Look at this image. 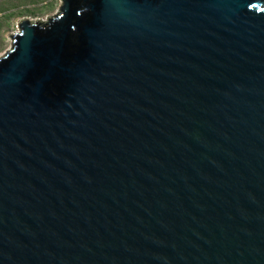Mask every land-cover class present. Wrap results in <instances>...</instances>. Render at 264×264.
Here are the masks:
<instances>
[{
	"label": "water",
	"instance_id": "95a60500",
	"mask_svg": "<svg viewBox=\"0 0 264 264\" xmlns=\"http://www.w3.org/2000/svg\"><path fill=\"white\" fill-rule=\"evenodd\" d=\"M82 1L0 58V264H264V0Z\"/></svg>",
	"mask_w": 264,
	"mask_h": 264
},
{
	"label": "rangeland",
	"instance_id": "374dc122",
	"mask_svg": "<svg viewBox=\"0 0 264 264\" xmlns=\"http://www.w3.org/2000/svg\"><path fill=\"white\" fill-rule=\"evenodd\" d=\"M38 5L39 2H35L34 0H7L4 4L5 7L11 8V14L14 17L21 14L37 13V15L30 19L47 21L49 17H54L57 14L61 6V0L58 3L55 2L53 4L54 7H41V5ZM33 7H36V9ZM1 24H3L4 28L5 26L9 27L11 19H2L0 26ZM9 28V33L4 34V32H0V58L4 57L12 49L13 44L10 35L17 31V23L13 22V25Z\"/></svg>",
	"mask_w": 264,
	"mask_h": 264
},
{
	"label": "trees",
	"instance_id": "16d2710c",
	"mask_svg": "<svg viewBox=\"0 0 264 264\" xmlns=\"http://www.w3.org/2000/svg\"><path fill=\"white\" fill-rule=\"evenodd\" d=\"M6 1L7 0H0V21L2 19H11V24L9 27H11V25H13V22H16L18 24V22L23 18H33L35 15H37V13H35V14L29 13V14H21V15L14 17L11 14V8L4 6ZM34 1L39 2V5H41V7H54L53 4L56 0H34ZM80 1L83 3L82 0H80ZM33 8L36 9V7H33ZM8 16H9V18H7ZM12 18H13V22H12ZM9 27L5 26V28H4L3 24H1L0 32L6 31V33H9V30H10Z\"/></svg>",
	"mask_w": 264,
	"mask_h": 264
},
{
	"label": "crops",
	"instance_id": "0c3cea01",
	"mask_svg": "<svg viewBox=\"0 0 264 264\" xmlns=\"http://www.w3.org/2000/svg\"><path fill=\"white\" fill-rule=\"evenodd\" d=\"M46 2H47V1H46ZM46 2H45V3H46ZM55 2L58 3V2H60V0H56ZM55 2H54V3H55ZM2 32H4V34H6V31H2Z\"/></svg>",
	"mask_w": 264,
	"mask_h": 264
}]
</instances>
